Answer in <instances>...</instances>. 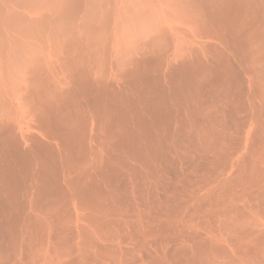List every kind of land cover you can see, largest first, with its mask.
I'll use <instances>...</instances> for the list:
<instances>
[{
  "label": "bare ground",
  "instance_id": "6f19581e",
  "mask_svg": "<svg viewBox=\"0 0 264 264\" xmlns=\"http://www.w3.org/2000/svg\"><path fill=\"white\" fill-rule=\"evenodd\" d=\"M2 15L0 264H264V0Z\"/></svg>",
  "mask_w": 264,
  "mask_h": 264
},
{
  "label": "rangeland",
  "instance_id": "374dc122",
  "mask_svg": "<svg viewBox=\"0 0 264 264\" xmlns=\"http://www.w3.org/2000/svg\"><path fill=\"white\" fill-rule=\"evenodd\" d=\"M1 1H3V0H1ZM5 1H7V0H5ZM3 3V2H2ZM1 18V20H0V22L3 24V23H5L6 21V19L4 20V17H3V15L0 17ZM2 20H4V22L2 21ZM9 22V21H8ZM15 22H17V20H15ZM18 23V22H17ZM1 24V25H2ZM6 24H7V22H6ZM6 24H4V26H2V27H5L6 26ZM16 24V23H15ZM7 25H9V24H7ZM1 27V26H0Z\"/></svg>",
  "mask_w": 264,
  "mask_h": 264
}]
</instances>
